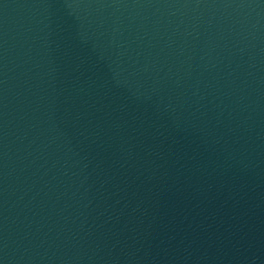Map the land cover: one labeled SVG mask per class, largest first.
Masks as SVG:
<instances>
[{"label":"water","instance_id":"water-1","mask_svg":"<svg viewBox=\"0 0 264 264\" xmlns=\"http://www.w3.org/2000/svg\"><path fill=\"white\" fill-rule=\"evenodd\" d=\"M0 264H264V0H0Z\"/></svg>","mask_w":264,"mask_h":264}]
</instances>
